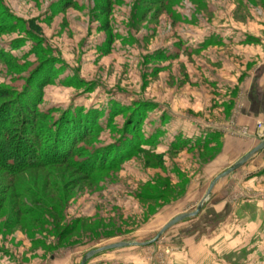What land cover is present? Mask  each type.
Instances as JSON below:
<instances>
[{
	"label": "rangeland",
	"instance_id": "obj_1",
	"mask_svg": "<svg viewBox=\"0 0 264 264\" xmlns=\"http://www.w3.org/2000/svg\"><path fill=\"white\" fill-rule=\"evenodd\" d=\"M0 6L12 28L0 32V89L30 92L53 68L38 123L62 134L71 119L99 125L72 143L70 164L0 167V264H81L120 242L130 245L86 264H264V148L206 197L264 140V0ZM138 104L141 129L127 131ZM131 140L140 143L116 167L75 165Z\"/></svg>",
	"mask_w": 264,
	"mask_h": 264
},
{
	"label": "trees",
	"instance_id": "obj_2",
	"mask_svg": "<svg viewBox=\"0 0 264 264\" xmlns=\"http://www.w3.org/2000/svg\"><path fill=\"white\" fill-rule=\"evenodd\" d=\"M3 9L2 7L0 9L2 14ZM2 16L3 15H1V17ZM30 24L31 28L35 31L39 33L42 32L39 25L33 20ZM9 28L11 27L7 28L6 25L4 26L1 24L0 32H4ZM2 53L3 52H0V60L4 61L7 57H4L6 55ZM53 70V68L47 69L49 77L52 75ZM40 72L41 71H39L38 74ZM48 76L46 75L43 77L40 83L35 85L36 89L33 88L27 93V90H23V93H18V95H16V91L13 89H0V98L6 99L0 104V167L9 173H21L34 167L43 168L48 164H70V162H72L70 159L74 151L72 147L74 145H72V143L74 142L73 144H75L83 139V137L93 135L92 132H94L95 128L99 127V125L96 126L95 121H93L94 118H92V120L86 119L82 121V123H74L73 119H69L71 124L66 123L63 126L61 125V129L72 128L74 129L72 130L73 133L68 131V133L63 132L62 134L61 131H58V133L53 132L50 125L46 123H38L39 121H44L43 118L45 117L42 113H36L38 108L37 105L42 96V91L41 89L38 90V88H41L43 83L49 80ZM24 93L26 95L28 94V97ZM24 97H26V99ZM143 114L144 107L138 104L131 113L130 121L132 123L128 124L127 131L134 130V127L137 132L141 129L142 123H140V120L143 119ZM69 116L67 117L69 118ZM76 129H79L76 137L74 140H70L69 137L73 136ZM56 134L57 136H55ZM53 135L55 136L54 141ZM94 135H97V133ZM146 140L147 139H144L145 142H147ZM153 141L154 140L150 142ZM47 142H49L48 145H46ZM131 142L121 141V147L114 149L115 157L109 155L111 152L108 151L107 148L96 149L90 154L94 156L93 158L96 160L94 163H91L93 159H89L82 163L75 162V165H88L86 167L87 172L96 167H116L120 165L125 158L130 157L133 154V148L140 143V141L133 143L132 140ZM131 145H133V147L129 150ZM206 145H208V143Z\"/></svg>",
	"mask_w": 264,
	"mask_h": 264
},
{
	"label": "water",
	"instance_id": "obj_3",
	"mask_svg": "<svg viewBox=\"0 0 264 264\" xmlns=\"http://www.w3.org/2000/svg\"><path fill=\"white\" fill-rule=\"evenodd\" d=\"M262 148H264V140L262 141V143H260L254 150L250 151L248 154H246L240 161H238L237 163H235L234 165H232L231 167H229L227 170H225L223 173H221L220 175H218L210 184L209 189L206 193V197L211 193L213 187L215 186V184L223 177L228 176L229 174H231L232 172H234L235 170L239 169L246 161H248L253 154H255L257 151L261 150ZM201 207L202 204L196 209V211L189 213V214H183V215H179L177 217H175L174 219H172L170 222H168L163 229L158 233V235L156 236V238L154 240H157L161 234L166 231L168 228H170L171 226H173L174 224L178 223L179 221H181L182 219L189 217V216H194L197 215L200 211H201ZM151 241V242H154ZM150 243V242H148ZM148 243H142L144 245L148 244ZM136 244V243H135ZM130 245V243H126V242H120V243H114L108 246H105L101 249L95 250L90 252L88 255H86L82 261L81 264H86L88 258H90L92 255L100 252V251H104V250H110V249H115V248H121L124 246H128Z\"/></svg>",
	"mask_w": 264,
	"mask_h": 264
}]
</instances>
